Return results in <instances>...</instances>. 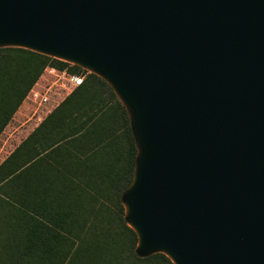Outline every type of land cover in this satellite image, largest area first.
Listing matches in <instances>:
<instances>
[{
  "label": "water",
  "instance_id": "obj_1",
  "mask_svg": "<svg viewBox=\"0 0 264 264\" xmlns=\"http://www.w3.org/2000/svg\"><path fill=\"white\" fill-rule=\"evenodd\" d=\"M4 47L88 66L126 107L140 256L264 264V0H0Z\"/></svg>",
  "mask_w": 264,
  "mask_h": 264
},
{
  "label": "trees",
  "instance_id": "obj_2",
  "mask_svg": "<svg viewBox=\"0 0 264 264\" xmlns=\"http://www.w3.org/2000/svg\"><path fill=\"white\" fill-rule=\"evenodd\" d=\"M65 61L0 48V135L47 67L80 71ZM137 155L126 107L87 74L0 164V264H174L140 256L125 219Z\"/></svg>",
  "mask_w": 264,
  "mask_h": 264
},
{
  "label": "crops",
  "instance_id": "obj_3",
  "mask_svg": "<svg viewBox=\"0 0 264 264\" xmlns=\"http://www.w3.org/2000/svg\"><path fill=\"white\" fill-rule=\"evenodd\" d=\"M43 75L40 77L38 82L34 85L32 90L39 84L41 81ZM30 93L26 97V99L23 101L19 109L16 111L14 116L12 117L11 121L8 123L6 128L3 130V132L0 135V154L3 151V149H7V145L14 144V140L18 138V142L16 141V144L12 147L10 153H8L3 159L0 161V164L3 163L10 155L11 153L38 127V125L50 114L54 108L64 99L60 100V102L54 103V105L50 104V102L45 106L49 105L46 110H41L43 117L41 115H38V118L35 123H30V120L32 117H34L37 114V110L31 115L32 117H29L28 120H24L25 115L21 112V108L27 103L29 99Z\"/></svg>",
  "mask_w": 264,
  "mask_h": 264
},
{
  "label": "built area",
  "instance_id": "obj_4",
  "mask_svg": "<svg viewBox=\"0 0 264 264\" xmlns=\"http://www.w3.org/2000/svg\"><path fill=\"white\" fill-rule=\"evenodd\" d=\"M44 72H47L55 80L45 86L41 92H33V96L39 100V107L48 104L50 96L53 94L61 93L66 97L74 89L80 87L85 80V76L90 73L89 71H86L85 74L72 73L68 69L59 70L55 67H47Z\"/></svg>",
  "mask_w": 264,
  "mask_h": 264
},
{
  "label": "rangeland",
  "instance_id": "obj_5",
  "mask_svg": "<svg viewBox=\"0 0 264 264\" xmlns=\"http://www.w3.org/2000/svg\"><path fill=\"white\" fill-rule=\"evenodd\" d=\"M60 59H62V60H66V61H69L68 63L70 64V66L71 67H73V66H77V65H79V66H81V67H79V66H77L79 69H80V71H78V73L80 74H85V70H88V69H86L85 67H83V65H81L80 63H77V62H75V61H71V60H68V59H64V58H60ZM65 61V62H66ZM70 62H72V63H70ZM73 63H75V64H77V65H75V64H73ZM84 68V69H83ZM88 71H90V70H88ZM89 74H94V73H91V71H90V73ZM43 77H42V79H41V81L39 82V84L33 89V91L32 92H29L30 93V96H29V99H28V101H27V103L21 108V112L25 115L24 117H22V118H24V120L26 121V120H28V118L29 117H32L31 115L37 110V114L34 116V117H32V119L30 120V122H29V124L31 123H35L36 122V120H37V118H38V115H41V117H43V115H42V113L40 112L41 110H46L45 108H47L49 105H47V106H41V107H39V100H38V98L36 97H34L33 96V92H41L43 89H44V87L45 86H47V85H49V84H51L52 82H54V78H52L51 76H49L48 74H47V72H43ZM86 77V76H85ZM34 87V86H33ZM59 94V95H58ZM58 94H53V95H51L50 96V104H52V105H54V103L56 104V102H60V100H62L64 97H65V95H62L61 93H58ZM61 94V95H60ZM18 138H16L15 140H14V144H12V145H7V149H3V151L1 152V154H0V161L3 159V157H5L8 153H10V151H11V149H12V147L16 144V141L18 142Z\"/></svg>",
  "mask_w": 264,
  "mask_h": 264
},
{
  "label": "bare ground",
  "instance_id": "obj_6",
  "mask_svg": "<svg viewBox=\"0 0 264 264\" xmlns=\"http://www.w3.org/2000/svg\"><path fill=\"white\" fill-rule=\"evenodd\" d=\"M58 59H60L61 57H57ZM61 60V59H60ZM82 65V64H81ZM83 67H85L86 69H88V70H90L91 72L93 71V69H91L90 67H88V66H85V65H83Z\"/></svg>",
  "mask_w": 264,
  "mask_h": 264
}]
</instances>
